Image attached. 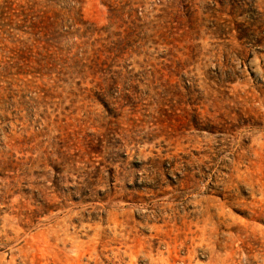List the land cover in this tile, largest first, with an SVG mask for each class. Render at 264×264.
<instances>
[{
  "label": "rangeland",
  "instance_id": "1",
  "mask_svg": "<svg viewBox=\"0 0 264 264\" xmlns=\"http://www.w3.org/2000/svg\"><path fill=\"white\" fill-rule=\"evenodd\" d=\"M0 264H264V0H0Z\"/></svg>",
  "mask_w": 264,
  "mask_h": 264
}]
</instances>
